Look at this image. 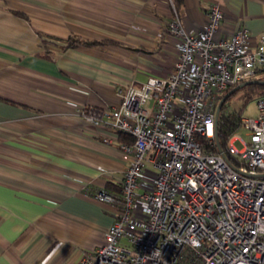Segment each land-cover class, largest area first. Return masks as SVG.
Returning a JSON list of instances; mask_svg holds the SVG:
<instances>
[{"label": "crops", "instance_id": "0c3cea01", "mask_svg": "<svg viewBox=\"0 0 264 264\" xmlns=\"http://www.w3.org/2000/svg\"><path fill=\"white\" fill-rule=\"evenodd\" d=\"M213 2L255 47L264 0H0V264H76L101 242L115 216L92 195L125 168L124 139L82 112L168 72L174 11L195 32Z\"/></svg>", "mask_w": 264, "mask_h": 264}, {"label": "built area", "instance_id": "2783aa9c", "mask_svg": "<svg viewBox=\"0 0 264 264\" xmlns=\"http://www.w3.org/2000/svg\"><path fill=\"white\" fill-rule=\"evenodd\" d=\"M173 17L171 69L118 89L117 106L82 112L131 141L119 146L120 194L92 195L115 218L76 264H264V94L255 118L241 116L246 139L233 133L222 148L216 134L220 98L264 67V33L251 47L246 30L226 31L218 2L195 32Z\"/></svg>", "mask_w": 264, "mask_h": 264}, {"label": "trees", "instance_id": "16d2710c", "mask_svg": "<svg viewBox=\"0 0 264 264\" xmlns=\"http://www.w3.org/2000/svg\"><path fill=\"white\" fill-rule=\"evenodd\" d=\"M175 6V9L177 12H180V7H182L183 0H172ZM98 43H104V41H97V40H87L83 39L81 37H78L76 35H70L67 39V46H74L76 44H85V45H95ZM38 55L42 57H48V51L37 53ZM256 74L259 72L264 71V67H258L256 69ZM260 79V78H259ZM240 92H242V106L239 110L233 109L230 111H227L226 108H228L227 101L222 105V108L218 114V121L216 125V131H217V138L218 143H220V146L222 148H225L227 146V142L231 135L238 131V129L241 127V111L244 106V103L248 100L254 98V96H259L264 94V83L262 82H254L248 83L245 85H242L239 89ZM121 138L124 139V141H131L129 135H125L120 132L119 134ZM199 141L204 145L205 149H209L213 146L209 145L207 142V139L204 137L198 136L197 137ZM215 148V147H214ZM113 187L111 190H107L108 192H113L115 195H119L120 193V186L117 185L115 182L112 183Z\"/></svg>", "mask_w": 264, "mask_h": 264}, {"label": "rangeland", "instance_id": "374dc122", "mask_svg": "<svg viewBox=\"0 0 264 264\" xmlns=\"http://www.w3.org/2000/svg\"><path fill=\"white\" fill-rule=\"evenodd\" d=\"M264 80V71L259 72L254 75L253 79H259ZM252 79V80H253ZM257 96H254V98L248 100L247 102L244 103V106L242 108L241 114L246 117H251L255 118L258 115V105L256 104ZM228 108L227 111L237 109L239 110L242 106V92L240 90L235 91L228 99L227 101ZM246 131L244 128L240 127L238 131H236L233 135L238 137V138H244L246 139ZM234 145L238 148L241 149L243 148V144L239 141L236 140L233 142Z\"/></svg>", "mask_w": 264, "mask_h": 264}, {"label": "water", "instance_id": "95a60500", "mask_svg": "<svg viewBox=\"0 0 264 264\" xmlns=\"http://www.w3.org/2000/svg\"><path fill=\"white\" fill-rule=\"evenodd\" d=\"M254 82H262L264 83V80H260V79H251V80H247L244 82H241V84H238L234 87H231L227 92H225V94L220 98L218 104H217V111H216V118H218V114L222 108V105L226 102L227 99H229V97L237 90H239L241 88L242 85L248 84V83H253Z\"/></svg>", "mask_w": 264, "mask_h": 264}, {"label": "flooded vegetation", "instance_id": "af4514ba", "mask_svg": "<svg viewBox=\"0 0 264 264\" xmlns=\"http://www.w3.org/2000/svg\"><path fill=\"white\" fill-rule=\"evenodd\" d=\"M227 101V100H226Z\"/></svg>", "mask_w": 264, "mask_h": 264}]
</instances>
